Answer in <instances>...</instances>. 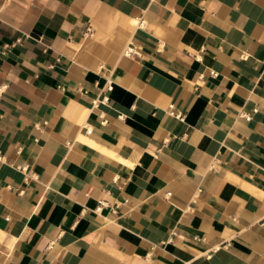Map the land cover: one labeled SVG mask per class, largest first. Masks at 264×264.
<instances>
[{"label":"crops","instance_id":"obj_1","mask_svg":"<svg viewBox=\"0 0 264 264\" xmlns=\"http://www.w3.org/2000/svg\"><path fill=\"white\" fill-rule=\"evenodd\" d=\"M0 264H264V0H0Z\"/></svg>","mask_w":264,"mask_h":264},{"label":"built area","instance_id":"obj_2","mask_svg":"<svg viewBox=\"0 0 264 264\" xmlns=\"http://www.w3.org/2000/svg\"><path fill=\"white\" fill-rule=\"evenodd\" d=\"M126 53L127 54H132V53H134V51H133V49L131 48V47H129V48H127L126 49ZM256 108H254L253 109V112H256ZM243 115V117L246 119V120H249L250 118H251V116L248 114V113H243L242 114ZM105 205V202L104 201H102V200H99L98 201V206H97V208H96V210H99L101 207H103Z\"/></svg>","mask_w":264,"mask_h":264}]
</instances>
